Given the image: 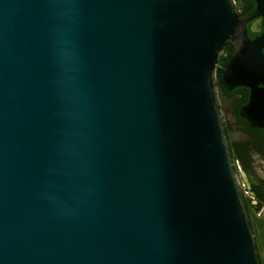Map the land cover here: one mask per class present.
<instances>
[{"label":"water","instance_id":"water-1","mask_svg":"<svg viewBox=\"0 0 264 264\" xmlns=\"http://www.w3.org/2000/svg\"><path fill=\"white\" fill-rule=\"evenodd\" d=\"M235 36L230 0H0V264H259L214 88Z\"/></svg>","mask_w":264,"mask_h":264},{"label":"flooded vegetation","instance_id":"flooded-vegetation-1","mask_svg":"<svg viewBox=\"0 0 264 264\" xmlns=\"http://www.w3.org/2000/svg\"><path fill=\"white\" fill-rule=\"evenodd\" d=\"M246 39L224 44L221 67L237 64L227 82L215 72V96L259 264H264V0H230ZM245 76L246 84L237 77ZM225 82H224V81ZM254 95L256 101H253Z\"/></svg>","mask_w":264,"mask_h":264}]
</instances>
